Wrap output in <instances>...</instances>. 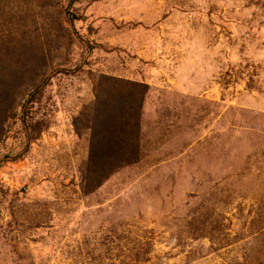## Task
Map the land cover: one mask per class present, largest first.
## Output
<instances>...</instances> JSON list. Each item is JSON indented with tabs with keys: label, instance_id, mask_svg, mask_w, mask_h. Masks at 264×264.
Returning a JSON list of instances; mask_svg holds the SVG:
<instances>
[{
	"label": "rangeland",
	"instance_id": "374dc122",
	"mask_svg": "<svg viewBox=\"0 0 264 264\" xmlns=\"http://www.w3.org/2000/svg\"><path fill=\"white\" fill-rule=\"evenodd\" d=\"M103 77L139 158L85 192ZM0 95V264H264V0H0Z\"/></svg>",
	"mask_w": 264,
	"mask_h": 264
},
{
	"label": "trees",
	"instance_id": "16d2710c",
	"mask_svg": "<svg viewBox=\"0 0 264 264\" xmlns=\"http://www.w3.org/2000/svg\"><path fill=\"white\" fill-rule=\"evenodd\" d=\"M108 80L113 83L109 84ZM97 84V100L90 112L81 113L73 121L77 130L86 127L90 133L88 158L82 170L81 187L85 192L92 191L118 168L139 158L138 116L145 85L111 77H103ZM113 93H117L114 98ZM26 106L27 102L23 103L22 110ZM6 160L4 156L1 162Z\"/></svg>",
	"mask_w": 264,
	"mask_h": 264
}]
</instances>
